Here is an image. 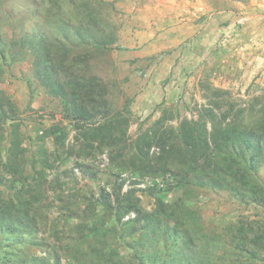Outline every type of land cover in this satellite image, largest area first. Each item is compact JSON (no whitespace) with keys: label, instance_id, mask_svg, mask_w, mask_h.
Listing matches in <instances>:
<instances>
[{"label":"rangeland","instance_id":"rangeland-1","mask_svg":"<svg viewBox=\"0 0 264 264\" xmlns=\"http://www.w3.org/2000/svg\"><path fill=\"white\" fill-rule=\"evenodd\" d=\"M180 1L160 0L155 11L176 10ZM37 2L0 0V90L16 108L17 117L3 123V135L17 123L26 157L43 146L49 154L52 152L51 166L38 182L39 194L30 211L32 220H12L24 225V237L33 235L23 250L24 264H111L102 251L117 253L113 264H138V257L149 254L150 246L136 245L139 232L133 237L122 235L115 215L105 213L102 204L101 194L109 192L112 198L119 185L122 193L135 189L145 211L153 208V198L142 191L150 186L164 203L180 204L193 213L197 264H264V161L251 172L256 190L261 189L254 197L250 188L237 187V182H229L235 185L233 190L227 186L181 185L171 171L161 176L140 175L112 160L114 146L81 154L74 121L65 118L59 98L51 95L35 74L34 49L38 42L52 37L62 39L50 2L45 0L42 6ZM75 4H90L87 9L97 12L104 21L92 26L95 33L104 27L113 35L105 51L94 50L95 40L89 37L62 40L70 45L71 55L86 54L88 73L108 86L112 108L128 121L124 146H130L144 130L155 128L156 122L159 128L168 129L183 119H196L203 106L211 103L207 95L215 89L226 93L222 109L230 101L236 108L253 105L257 110L264 105V0H211L210 53H197L192 42L185 41L188 45L184 48L190 49L187 54L171 56L175 51L171 47L152 56V60L136 54L140 38L135 33L140 25L133 13L139 8V0H64L63 15L80 18L86 7L80 6L78 11L72 9ZM53 125L68 130L64 145L58 148L51 136H45V130ZM0 190L8 193L2 186ZM88 204L94 208L93 216L85 220L90 213ZM133 217L131 212L121 223ZM84 221L88 226L82 233L80 222ZM93 225L102 227L100 234L97 229L88 230ZM158 248L160 254L164 253L162 236ZM99 250L105 259L97 256Z\"/></svg>","mask_w":264,"mask_h":264},{"label":"trees","instance_id":"trees-1","mask_svg":"<svg viewBox=\"0 0 264 264\" xmlns=\"http://www.w3.org/2000/svg\"><path fill=\"white\" fill-rule=\"evenodd\" d=\"M39 1L37 4L42 6L45 0ZM47 1L50 2V12L62 39L67 40L72 36L77 40H87L89 37L95 40L93 49L100 51H105L107 44L114 40L111 31L107 33L104 27L97 29V33L93 30L94 24L104 21L99 19L97 12L87 9L90 4L80 5L86 7V12L75 20L68 13L63 15L64 0ZM80 6L72 5V9L79 11ZM62 39L52 37L38 42L34 49V69L48 92L59 98L65 118L74 121L72 126L77 133L75 140L78 148L83 151L81 154L86 153L85 150L92 152L114 146L116 150L112 160L140 175L161 176L171 171L181 185L227 186L234 190L235 185L230 186L229 182H237V187L250 188L254 197L257 191L261 192L260 188L256 190L251 172L264 161V105L257 110L253 105L236 108L234 101H230L228 107L222 109L226 93L211 90L207 95L211 103L203 106L196 119H183L176 127L168 129L159 128L156 122L155 128L144 130L130 146H124L128 121L112 108L108 86L95 74L88 73L87 55H71L70 45ZM0 60H3L1 53ZM15 110L0 90V186L8 192L5 195L0 190V264H24L26 258L23 250L28 240H33V235L24 237V225L12 220L15 217L22 222L24 218L32 220L30 211L39 194L38 182L41 177L45 178L44 171L51 166L52 152L49 154L46 146L39 147L31 157H26L17 123L12 125L8 134L3 135V123L17 118ZM45 136H51L55 148H58L64 145L68 130L53 125L45 130ZM122 142L123 145L119 146ZM151 148L157 151L150 153ZM121 187L115 188L112 198L109 192L101 194L104 199L102 204L105 213L111 217L115 215L122 235L133 237L139 232L136 245L142 248L150 246L149 254L142 255L140 250L139 256L138 250L135 251L140 260L138 264H197L193 213L190 210L186 212L180 204L164 203L150 186L142 191L153 198V208L145 211L135 189L122 193ZM93 209L92 205H87V212L90 213L83 220L93 216ZM131 212L134 217L121 223L122 218ZM89 222H94V219ZM87 223L80 222L82 233ZM91 229H97L100 234L102 227L93 225L88 230ZM160 236L165 242L162 254L158 248ZM196 250L200 253V250ZM96 253L102 259L106 256L111 264L116 263L115 251H102L103 256L100 250ZM89 263L97 264L95 261Z\"/></svg>","mask_w":264,"mask_h":264},{"label":"crops","instance_id":"crops-1","mask_svg":"<svg viewBox=\"0 0 264 264\" xmlns=\"http://www.w3.org/2000/svg\"><path fill=\"white\" fill-rule=\"evenodd\" d=\"M139 4V8L133 13V17L137 18L134 20H139L140 25L139 31L135 33L140 38L136 41L139 42L136 54L152 60V56L174 47L175 51L172 50L170 55L176 54L177 58L190 50L189 47L184 48L188 45L186 42H192L197 53L201 51L203 55L206 52L210 53L209 45L212 43L210 23L213 14L211 0H193L192 3L181 0L176 10L162 8L155 11L160 5V0L156 2L139 0ZM161 4L165 7L164 3Z\"/></svg>","mask_w":264,"mask_h":264}]
</instances>
